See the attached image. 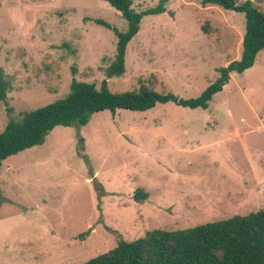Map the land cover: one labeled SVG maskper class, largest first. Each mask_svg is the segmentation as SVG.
Wrapping results in <instances>:
<instances>
[{
    "label": "rangeland",
    "instance_id": "rangeland-1",
    "mask_svg": "<svg viewBox=\"0 0 264 264\" xmlns=\"http://www.w3.org/2000/svg\"><path fill=\"white\" fill-rule=\"evenodd\" d=\"M132 1L141 12L161 0ZM252 2L264 13V0ZM165 7L142 19L125 73L108 79L117 36L96 21L128 30L109 3L0 0V67L12 84L0 102V133L10 120L64 99L74 82L100 89L106 80L113 93L145 85L184 100L200 97L220 68L241 56L245 15L201 0H169ZM138 190L144 202L136 201ZM261 209L264 51L254 67L231 75L207 110L171 102L146 112L104 111L85 126L56 127L42 145L4 161L0 264H84L150 230Z\"/></svg>",
    "mask_w": 264,
    "mask_h": 264
},
{
    "label": "trees",
    "instance_id": "trees-1",
    "mask_svg": "<svg viewBox=\"0 0 264 264\" xmlns=\"http://www.w3.org/2000/svg\"><path fill=\"white\" fill-rule=\"evenodd\" d=\"M101 1L119 11L128 23V30L121 33L102 20L96 21L117 36V54L106 70V78L110 79L125 73L127 47L139 33L142 19L164 14L169 0H161L156 7L141 12L132 8V0ZM201 4L243 13L246 31L240 58L220 68L217 80L200 97L184 100L173 94H160L145 85L136 91L113 93L106 80L100 89L92 84L74 82L64 99L26 112L20 122L9 121L0 133V168L8 158L42 145L56 127L85 126L93 115L104 111L146 112L158 104L171 102L184 108L207 110L214 96L229 83L231 75H242L254 67L257 56L264 51V13L252 0L241 5L237 0H201ZM202 31L208 33V27L204 26ZM11 86L0 67V102H7ZM7 112L11 109L7 108ZM135 198L141 203L147 195L138 190ZM84 264H264V209L187 229L150 230L143 238L121 241L114 249Z\"/></svg>",
    "mask_w": 264,
    "mask_h": 264
},
{
    "label": "crops",
    "instance_id": "crops-1",
    "mask_svg": "<svg viewBox=\"0 0 264 264\" xmlns=\"http://www.w3.org/2000/svg\"><path fill=\"white\" fill-rule=\"evenodd\" d=\"M239 58H240V57H239ZM239 58H238V59H239ZM226 191H227V190H226ZM222 192H223V190H220L218 194H220V193H222ZM218 194H216V195H218ZM216 195H215V196H216ZM219 196H220V195H219ZM223 197H225V195H223ZM228 197L230 198V194H228ZM237 204H238V203H237L236 200H233V201H232V205L236 206ZM232 205H231V206H232ZM233 217H234V216H233Z\"/></svg>",
    "mask_w": 264,
    "mask_h": 264
}]
</instances>
